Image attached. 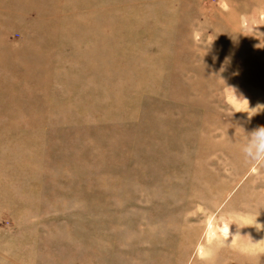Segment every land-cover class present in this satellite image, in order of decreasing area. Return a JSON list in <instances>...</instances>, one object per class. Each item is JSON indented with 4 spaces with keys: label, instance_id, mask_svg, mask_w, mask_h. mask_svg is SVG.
<instances>
[{
    "label": "rangeland",
    "instance_id": "obj_1",
    "mask_svg": "<svg viewBox=\"0 0 264 264\" xmlns=\"http://www.w3.org/2000/svg\"><path fill=\"white\" fill-rule=\"evenodd\" d=\"M262 1L0 0V264H264Z\"/></svg>",
    "mask_w": 264,
    "mask_h": 264
},
{
    "label": "clouds",
    "instance_id": "obj_2",
    "mask_svg": "<svg viewBox=\"0 0 264 264\" xmlns=\"http://www.w3.org/2000/svg\"><path fill=\"white\" fill-rule=\"evenodd\" d=\"M226 86L221 89L226 115L233 116L234 113L244 112L247 113V117L250 120L258 112L264 111V105L251 107L248 98L243 93L239 92L235 87L228 86L227 84ZM241 151L244 155L245 162L252 166V172L256 173L259 169H264V126L258 127L251 133H246V139L242 144ZM230 224H225L222 228L225 239L230 235ZM257 225L261 224H256V227ZM260 228H264V226L258 229ZM209 235L213 237L215 236V232H210Z\"/></svg>",
    "mask_w": 264,
    "mask_h": 264
},
{
    "label": "crops",
    "instance_id": "obj_3",
    "mask_svg": "<svg viewBox=\"0 0 264 264\" xmlns=\"http://www.w3.org/2000/svg\"><path fill=\"white\" fill-rule=\"evenodd\" d=\"M261 3L263 2L262 0H259Z\"/></svg>",
    "mask_w": 264,
    "mask_h": 264
}]
</instances>
